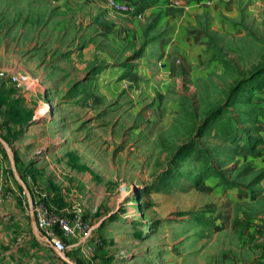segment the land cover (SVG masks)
<instances>
[{"label": "rangeland", "instance_id": "obj_1", "mask_svg": "<svg viewBox=\"0 0 264 264\" xmlns=\"http://www.w3.org/2000/svg\"><path fill=\"white\" fill-rule=\"evenodd\" d=\"M137 7L0 0V72L33 77L0 75V150L90 226L49 255L72 262L79 242L81 264H264V0Z\"/></svg>", "mask_w": 264, "mask_h": 264}, {"label": "crops", "instance_id": "obj_2", "mask_svg": "<svg viewBox=\"0 0 264 264\" xmlns=\"http://www.w3.org/2000/svg\"><path fill=\"white\" fill-rule=\"evenodd\" d=\"M129 1L137 4L138 0ZM15 91L21 92L20 90L16 89ZM259 151L262 152L258 149L257 152ZM5 153H8L6 148L4 151L0 150V188L5 193L11 192L12 197L2 198L0 201V264H59L54 262V260L49 255L50 250H54L51 246L46 248L33 245V241L24 244L22 242L25 240L26 235L29 234V236L31 235L34 238L36 237L40 242H42V244H45L44 240L36 229L33 216L31 214L26 215L25 211L23 210V208H25V198L27 197L26 199L29 206L30 199L36 197L37 195L33 191L35 188L31 185L27 177L24 176L25 166L22 165L21 161L19 160L16 163L10 161L9 159V164H7L4 157ZM21 191H25L26 194L22 195ZM27 223L30 226V230L23 232V225ZM13 238L17 239V241L14 243H12ZM23 247L24 249L22 250ZM70 250L71 252L69 254L73 256L67 258H72V262L65 260L66 263L62 264H81V256H84V253L81 250L80 243L72 245ZM28 251L33 252L34 256L29 257L28 259H26L27 256L25 258L21 256V259L12 261V257L16 254L19 256L23 253L27 254ZM64 253H62V255Z\"/></svg>", "mask_w": 264, "mask_h": 264}, {"label": "built area", "instance_id": "obj_3", "mask_svg": "<svg viewBox=\"0 0 264 264\" xmlns=\"http://www.w3.org/2000/svg\"><path fill=\"white\" fill-rule=\"evenodd\" d=\"M105 7L108 10L115 11L120 14H134L138 12L137 4L129 0H102ZM228 1V0H226ZM0 75L5 76L17 87H24L30 89L31 76L28 74H9L5 75L3 71ZM49 102H45L44 111ZM46 113V112H44ZM1 160V159H0ZM1 162V161H0ZM1 168V165H0ZM22 195H25V191H21ZM12 193H5L0 188V201L2 198H11ZM46 195H41V198H31L29 202V213L33 216L36 229L41 237L50 245L57 253H64L67 248V241L70 239H79L81 234L87 235L90 231L89 224L81 217L79 213H76L74 217L66 216L63 213V209L57 210L49 204H45L41 199ZM79 243V242H78ZM84 255L91 252V247L87 246V250H82Z\"/></svg>", "mask_w": 264, "mask_h": 264}, {"label": "trees", "instance_id": "obj_4", "mask_svg": "<svg viewBox=\"0 0 264 264\" xmlns=\"http://www.w3.org/2000/svg\"><path fill=\"white\" fill-rule=\"evenodd\" d=\"M249 143H250V138L247 139V140L245 141L243 147L246 146V145L249 144ZM259 143H260L259 139H255V142H254V144H253V148H251V152H252V154H254V152H255L254 149H255V147H256ZM41 200H42L45 204H49V205H51L52 207H54V206L50 203V201L48 200L47 196H46L45 198H42ZM54 208L57 209V210L62 209V208H57V207H54ZM69 217H71V215H70Z\"/></svg>", "mask_w": 264, "mask_h": 264}, {"label": "bare ground", "instance_id": "obj_5", "mask_svg": "<svg viewBox=\"0 0 264 264\" xmlns=\"http://www.w3.org/2000/svg\"><path fill=\"white\" fill-rule=\"evenodd\" d=\"M46 108H47L46 111L43 110V112L47 113L49 111V105H47Z\"/></svg>", "mask_w": 264, "mask_h": 264}]
</instances>
